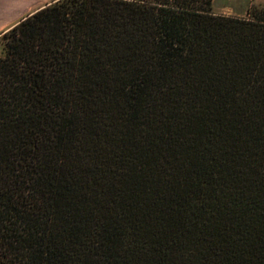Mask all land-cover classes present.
<instances>
[{
  "label": "trees",
  "instance_id": "16d2710c",
  "mask_svg": "<svg viewBox=\"0 0 264 264\" xmlns=\"http://www.w3.org/2000/svg\"><path fill=\"white\" fill-rule=\"evenodd\" d=\"M58 0L0 45V264H264V3Z\"/></svg>",
  "mask_w": 264,
  "mask_h": 264
},
{
  "label": "crops",
  "instance_id": "0c3cea01",
  "mask_svg": "<svg viewBox=\"0 0 264 264\" xmlns=\"http://www.w3.org/2000/svg\"><path fill=\"white\" fill-rule=\"evenodd\" d=\"M58 0H0V36Z\"/></svg>",
  "mask_w": 264,
  "mask_h": 264
},
{
  "label": "rangeland",
  "instance_id": "374dc122",
  "mask_svg": "<svg viewBox=\"0 0 264 264\" xmlns=\"http://www.w3.org/2000/svg\"><path fill=\"white\" fill-rule=\"evenodd\" d=\"M264 0H213V13L221 14L222 16H232L244 18L247 10L251 6H260ZM0 36V45L3 43ZM1 48V47H0Z\"/></svg>",
  "mask_w": 264,
  "mask_h": 264
}]
</instances>
